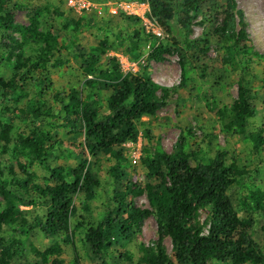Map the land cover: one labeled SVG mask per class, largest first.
Listing matches in <instances>:
<instances>
[{"label": "trees", "instance_id": "obj_1", "mask_svg": "<svg viewBox=\"0 0 264 264\" xmlns=\"http://www.w3.org/2000/svg\"><path fill=\"white\" fill-rule=\"evenodd\" d=\"M137 1L148 3L163 38L135 15L113 24L54 0H0V264H83L79 244L91 264H264L255 238L264 239V76L254 71L264 53L249 44L245 13L236 0ZM19 10L30 13L28 24L16 22ZM198 18L209 31L195 37ZM84 27L96 29L98 49L81 42ZM117 50L143 62L124 72L109 54ZM170 54L181 69L177 87L198 105L214 108L237 85L218 112L227 132L249 142L248 159L222 147L214 128L185 127L170 152L154 139L143 118L167 105L171 89L151 62ZM55 68L70 79L58 84ZM139 136L143 181L133 180L126 146ZM141 195L150 209L137 204ZM199 208L211 212L207 236ZM149 215L157 238L146 244Z\"/></svg>", "mask_w": 264, "mask_h": 264}, {"label": "rangeland", "instance_id": "obj_2", "mask_svg": "<svg viewBox=\"0 0 264 264\" xmlns=\"http://www.w3.org/2000/svg\"><path fill=\"white\" fill-rule=\"evenodd\" d=\"M61 3L63 7H71L68 5L67 0H54ZM90 5L87 8L75 10L79 14H83L86 17L90 15H96L98 20L100 17L110 18V22L113 24L119 23V17L122 13L128 15H135L141 18V27L146 32V20L150 18L148 15L149 5L145 1L137 0H88ZM238 6L243 9L245 13V20L248 24V33L250 37L249 44L253 46L255 50L264 53V0H236ZM30 13L27 10H19L16 13V22L18 24H28ZM198 18L192 28L193 35L199 37L208 29V24L202 25ZM102 23H99L101 25ZM148 24V23H147ZM149 25V24H148ZM158 25V24H157ZM159 26V25H158ZM162 31V36L165 33ZM151 30V27L149 26ZM147 33V32H146ZM81 42L89 48L98 49V33L94 27H84L81 32ZM59 41L64 42L62 34L59 35ZM209 55L213 61H219L221 59V52L217 50L216 44L212 41L210 44ZM145 50L149 47L144 46ZM109 54L115 55L124 72L138 69V65L143 62L144 57L140 60L134 61L126 56L122 51H110ZM166 59L162 62L152 61L153 77L163 84L170 87V91L167 94V105L159 110L152 118L144 117L145 121L149 120L148 128L151 131L155 140L159 141L160 145L167 151H171L182 129L190 127L198 135H203L209 129L214 128L215 134L219 144L222 147L227 148L230 153L234 152L236 157L246 160L250 156L249 142L244 140L240 135L235 133H229L223 128V122L218 112L219 108L224 106L230 107L233 99L237 94V85L234 83L226 92L218 94L216 96V102L214 108L207 109L202 104L198 105L194 98L188 96V91L178 88L180 84L181 69L176 54H170L165 56ZM254 71L264 76V59L256 58L254 61ZM57 83L67 82L70 77L65 74L62 75V69L55 68ZM235 78V77H234ZM199 83V82H197ZM161 93V92H160ZM82 140L81 136H77L76 142ZM145 144V140L142 136H139L137 142H129L127 146V154L135 164V170L132 171L133 180L143 181V167L138 163L141 155V149ZM73 151V148L65 144L64 150ZM229 157V156H228ZM228 160H230L228 158ZM72 162V160H71ZM259 185L264 189V165H261V171L258 175ZM242 193V189L236 188L232 190V198L234 204L237 203V199ZM136 202L142 208L150 209L148 201L145 195H141L136 199ZM211 212L208 208H199L197 217V227L201 235L207 236L209 232ZM157 223L153 215H149L142 223L141 241L150 244L157 238ZM258 233V232H257ZM255 235L256 241L262 247L264 251V239L259 234ZM81 254L83 256V264H91V257L87 253L85 247L79 244ZM165 247L168 253L171 252V242L167 238L165 240Z\"/></svg>", "mask_w": 264, "mask_h": 264}, {"label": "built area", "instance_id": "obj_3", "mask_svg": "<svg viewBox=\"0 0 264 264\" xmlns=\"http://www.w3.org/2000/svg\"><path fill=\"white\" fill-rule=\"evenodd\" d=\"M67 2L68 5L74 8L75 10L87 8L90 5L88 0H67ZM149 26L151 27V30L149 29ZM145 27L147 33L154 34L157 37L162 36V31L154 19L147 18Z\"/></svg>", "mask_w": 264, "mask_h": 264}]
</instances>
